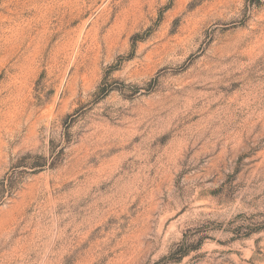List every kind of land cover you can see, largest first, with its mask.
<instances>
[{
  "label": "rangeland",
  "instance_id": "1",
  "mask_svg": "<svg viewBox=\"0 0 264 264\" xmlns=\"http://www.w3.org/2000/svg\"><path fill=\"white\" fill-rule=\"evenodd\" d=\"M0 264H264V0H0Z\"/></svg>",
  "mask_w": 264,
  "mask_h": 264
}]
</instances>
